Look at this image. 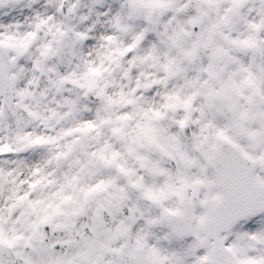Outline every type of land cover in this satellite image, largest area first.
<instances>
[{"label":"snow or ice","instance_id":"snow-or-ice-1","mask_svg":"<svg viewBox=\"0 0 264 264\" xmlns=\"http://www.w3.org/2000/svg\"><path fill=\"white\" fill-rule=\"evenodd\" d=\"M0 264H264V0H0Z\"/></svg>","mask_w":264,"mask_h":264}]
</instances>
